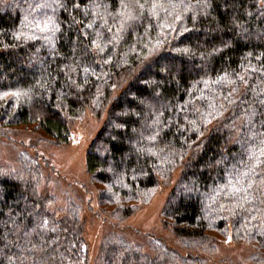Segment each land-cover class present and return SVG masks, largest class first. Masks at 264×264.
I'll return each mask as SVG.
<instances>
[{"label":"trees","instance_id":"trees-1","mask_svg":"<svg viewBox=\"0 0 264 264\" xmlns=\"http://www.w3.org/2000/svg\"><path fill=\"white\" fill-rule=\"evenodd\" d=\"M93 106L108 120L87 173L122 221L181 166L176 238L234 231L264 250V0H0V127L65 145ZM25 157L0 171V264H87L77 210L55 217ZM149 245L109 234L98 264H206Z\"/></svg>","mask_w":264,"mask_h":264},{"label":"rangeland","instance_id":"rangeland-1","mask_svg":"<svg viewBox=\"0 0 264 264\" xmlns=\"http://www.w3.org/2000/svg\"><path fill=\"white\" fill-rule=\"evenodd\" d=\"M119 91L120 87L115 89L113 97ZM97 113L94 106L89 107L72 120L69 143L65 145L56 144L37 126L0 127V171L20 170L24 161L29 160L25 156L35 160L42 173L38 191L51 198L48 207L55 217L64 218L71 206L77 210L83 228L84 250L88 254L87 264H98L101 247L109 234L124 237L151 256L156 253L149 244L160 239L180 258H201L206 264H264V250L258 251L255 243L243 238L235 239L234 231L229 234L224 230L207 231L206 237L213 244L210 247L199 241L189 243L176 238L164 217V209L181 178V166L175 167L169 178L160 177L158 186L134 204V215L122 221L118 205L102 202L100 192L104 187L96 183L86 169L90 146L108 120L106 107L100 115ZM259 253L261 258L257 257Z\"/></svg>","mask_w":264,"mask_h":264}]
</instances>
